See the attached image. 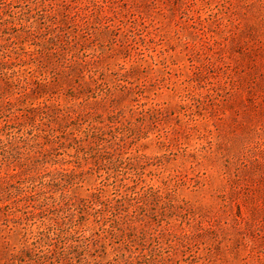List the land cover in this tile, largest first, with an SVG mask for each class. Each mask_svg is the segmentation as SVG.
Masks as SVG:
<instances>
[{
	"label": "rangeland",
	"instance_id": "rangeland-1",
	"mask_svg": "<svg viewBox=\"0 0 264 264\" xmlns=\"http://www.w3.org/2000/svg\"><path fill=\"white\" fill-rule=\"evenodd\" d=\"M0 264H264V0H0Z\"/></svg>",
	"mask_w": 264,
	"mask_h": 264
},
{
	"label": "trees",
	"instance_id": "trees-1",
	"mask_svg": "<svg viewBox=\"0 0 264 264\" xmlns=\"http://www.w3.org/2000/svg\"><path fill=\"white\" fill-rule=\"evenodd\" d=\"M81 70H82V72H84V70H86V73L92 71L91 69H89V67L83 68ZM78 75L80 76V73ZM11 76L9 77L10 78L9 83H10L11 87L13 85H15V84L18 85L17 83H21V81H18L17 83H15V81H13V79L11 78ZM90 78H91V80H89L87 82V84L85 85V87L84 88H81V90H79L80 92H83V94L86 95V96H89L90 94L95 93L96 88L98 89V86L100 85V81H101L100 78H98V77L95 78V77L92 76ZM92 84H95L96 85L95 86V89L91 86ZM71 93H73V94L75 93L76 94V92L74 91V89H72V92ZM41 124H45L44 123V117L43 116H42V123ZM41 124L39 126H41ZM65 127L66 128L63 129L64 132H67V133H69L71 135H75V134H78L79 135V137H75V138L73 137L74 140H75V143H79V141L83 138V133L84 134L87 133V138H90V137L93 136V138L95 139V138L98 137V133H94L93 132L94 130L93 131H90V130L83 129L82 124H81V118H77L76 117V118L71 119L66 124ZM93 128L95 129V127H93ZM45 132L46 131L44 129V133ZM51 135H52V139L53 140H57L59 138V136H60V135H58V133H57V131L55 129H52V134L48 133V136H51ZM75 150L79 152V147L76 146L75 147ZM64 195H67V194L64 193Z\"/></svg>",
	"mask_w": 264,
	"mask_h": 264
}]
</instances>
